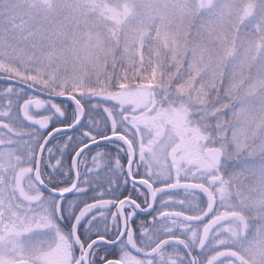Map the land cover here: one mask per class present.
<instances>
[{"label":"snow or ice","instance_id":"obj_1","mask_svg":"<svg viewBox=\"0 0 264 264\" xmlns=\"http://www.w3.org/2000/svg\"><path fill=\"white\" fill-rule=\"evenodd\" d=\"M0 264H264V0H0Z\"/></svg>","mask_w":264,"mask_h":264},{"label":"trees","instance_id":"obj_2","mask_svg":"<svg viewBox=\"0 0 264 264\" xmlns=\"http://www.w3.org/2000/svg\"><path fill=\"white\" fill-rule=\"evenodd\" d=\"M0 86H4V83H0Z\"/></svg>","mask_w":264,"mask_h":264},{"label":"flooded vegetation","instance_id":"obj_3","mask_svg":"<svg viewBox=\"0 0 264 264\" xmlns=\"http://www.w3.org/2000/svg\"><path fill=\"white\" fill-rule=\"evenodd\" d=\"M0 87H3V86H0Z\"/></svg>","mask_w":264,"mask_h":264},{"label":"water","instance_id":"obj_4","mask_svg":"<svg viewBox=\"0 0 264 264\" xmlns=\"http://www.w3.org/2000/svg\"><path fill=\"white\" fill-rule=\"evenodd\" d=\"M0 82H3V81H0Z\"/></svg>","mask_w":264,"mask_h":264}]
</instances>
